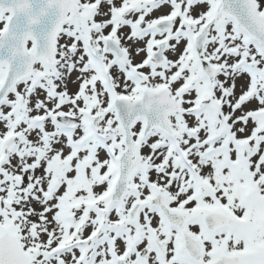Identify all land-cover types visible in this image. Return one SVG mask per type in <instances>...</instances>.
I'll list each match as a JSON object with an SVG mask.
<instances>
[{
    "label": "snow or ice",
    "instance_id": "obj_1",
    "mask_svg": "<svg viewBox=\"0 0 264 264\" xmlns=\"http://www.w3.org/2000/svg\"><path fill=\"white\" fill-rule=\"evenodd\" d=\"M0 264H264V0H0Z\"/></svg>",
    "mask_w": 264,
    "mask_h": 264
}]
</instances>
